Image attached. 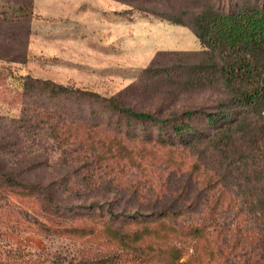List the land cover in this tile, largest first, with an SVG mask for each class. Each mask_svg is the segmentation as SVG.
Listing matches in <instances>:
<instances>
[{"label":"rangeland","instance_id":"obj_1","mask_svg":"<svg viewBox=\"0 0 264 264\" xmlns=\"http://www.w3.org/2000/svg\"><path fill=\"white\" fill-rule=\"evenodd\" d=\"M105 1L0 0V170L38 187H0V211L30 226L0 223V264H69L82 243L123 248L113 229L142 232L159 220L176 231L151 241L178 262L262 264L264 95L254 107L237 104L221 69L234 57L211 59L192 24L203 10H264V0ZM173 13L187 25L160 16ZM256 58L262 87L264 56ZM26 75L114 95L167 121L161 128L73 94L50 98L27 89ZM203 112L231 121L209 126ZM177 120L201 135L176 137ZM49 220L80 231L46 232Z\"/></svg>","mask_w":264,"mask_h":264},{"label":"trees","instance_id":"obj_2","mask_svg":"<svg viewBox=\"0 0 264 264\" xmlns=\"http://www.w3.org/2000/svg\"><path fill=\"white\" fill-rule=\"evenodd\" d=\"M31 2L20 3L18 8L27 10ZM105 16L108 13L104 12ZM164 19L171 23L181 26L187 25L183 20L181 13L178 14H161ZM5 20H0V24ZM193 32L206 52L212 59V56L222 53H227L234 57L233 63L228 66H221L222 71L226 75L227 85H232V90L236 95V103L242 107L256 106V100L259 96L264 95V85L258 86V61L257 55L264 56V10L259 6H239L230 11H205L203 10L199 16L194 18ZM199 63L192 64L190 69L193 71L199 69ZM218 68L216 64H212ZM24 85L27 89L41 88L47 93L50 98H58L60 95L73 94L78 97H85L102 101L112 111L126 116L130 119L139 121H151L161 123L162 128L167 119H161L154 114L144 111L135 110L130 106L124 104L117 96H102L92 90L83 89L74 85H67L57 83L49 79L32 78L29 75L22 77ZM234 81V82H233ZM199 113L198 110H188L182 112V115L191 117ZM207 119L209 126L223 125L230 122V114L228 112H203ZM177 119V118H176ZM170 131L176 137H183V135H201L188 122L183 120L174 121L170 125ZM3 183L8 186L20 187L28 193H35L38 188L34 184L26 183L23 180L15 177L8 171L0 170V187H4ZM170 213H173L170 211ZM162 219V218H161ZM144 221V219H142ZM50 221L49 225L43 224L44 230L50 233H78L79 229L76 227L65 226L59 227L54 221ZM160 228L153 229L143 227L141 230L126 232L113 229V233L118 238V242L125 247L128 242L137 243L135 247L139 251L133 249L125 250V247L119 249L95 248L89 250L90 245L86 246L82 243L81 254L78 260H72L69 264H193L192 261L187 260L178 262V256L172 255V250L160 242H153L152 239L157 237H164L169 231L175 232L174 228L167 225L166 220H159ZM0 223L5 226L21 225L24 228H30L28 224L20 221L19 217L11 215L9 217L0 211ZM166 223V224H165ZM27 225V226H25ZM109 225V222L106 224ZM28 228V229H29ZM193 231L199 232V228L195 227ZM152 232V236L149 234ZM149 238V240H145ZM151 237V238H150ZM155 237V238H152ZM164 239V238H162ZM75 242V241H74ZM81 242V241H79ZM147 249V250H146ZM145 250V251H143ZM137 252V253H136ZM136 253V254H132ZM259 262L264 264V239L259 254Z\"/></svg>","mask_w":264,"mask_h":264},{"label":"crops","instance_id":"obj_3","mask_svg":"<svg viewBox=\"0 0 264 264\" xmlns=\"http://www.w3.org/2000/svg\"><path fill=\"white\" fill-rule=\"evenodd\" d=\"M101 1H103V0H101ZM105 1V0H104ZM106 2V1H105ZM98 8V7H97ZM106 10H102V12H105ZM100 12H101V10H100Z\"/></svg>","mask_w":264,"mask_h":264}]
</instances>
